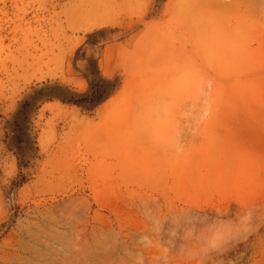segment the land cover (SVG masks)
<instances>
[{"label":"rangeland","instance_id":"obj_1","mask_svg":"<svg viewBox=\"0 0 264 264\" xmlns=\"http://www.w3.org/2000/svg\"><path fill=\"white\" fill-rule=\"evenodd\" d=\"M0 264H264V0H0Z\"/></svg>","mask_w":264,"mask_h":264},{"label":"trees","instance_id":"obj_2","mask_svg":"<svg viewBox=\"0 0 264 264\" xmlns=\"http://www.w3.org/2000/svg\"><path fill=\"white\" fill-rule=\"evenodd\" d=\"M104 84H105V87L102 88V89H98V90H95L93 94H91V96H87L86 98L88 99V101L92 102V101H98L99 103L103 100V99H106L110 93L113 91L114 89V86L113 84H111L109 81L107 80H104L103 81ZM109 85H111L110 87H108ZM85 98V99H86Z\"/></svg>","mask_w":264,"mask_h":264},{"label":"bare ground","instance_id":"obj_3","mask_svg":"<svg viewBox=\"0 0 264 264\" xmlns=\"http://www.w3.org/2000/svg\"><path fill=\"white\" fill-rule=\"evenodd\" d=\"M58 260H59V259L53 260V262H59Z\"/></svg>","mask_w":264,"mask_h":264}]
</instances>
